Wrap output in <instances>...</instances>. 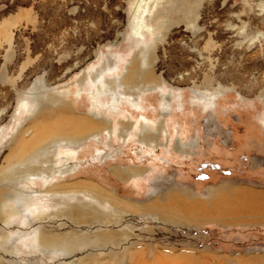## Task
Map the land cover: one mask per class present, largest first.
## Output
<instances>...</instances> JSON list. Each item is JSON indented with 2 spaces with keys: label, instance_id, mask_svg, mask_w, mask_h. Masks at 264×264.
<instances>
[{
  "label": "rangeland",
  "instance_id": "obj_1",
  "mask_svg": "<svg viewBox=\"0 0 264 264\" xmlns=\"http://www.w3.org/2000/svg\"><path fill=\"white\" fill-rule=\"evenodd\" d=\"M29 140L51 176L0 184V264H264V213L160 216L264 191V0H0V180Z\"/></svg>",
  "mask_w": 264,
  "mask_h": 264
},
{
  "label": "bare ground",
  "instance_id": "obj_2",
  "mask_svg": "<svg viewBox=\"0 0 264 264\" xmlns=\"http://www.w3.org/2000/svg\"><path fill=\"white\" fill-rule=\"evenodd\" d=\"M91 94L93 95L92 92ZM114 101L116 100L114 99ZM80 125L81 126L88 125L89 128L91 127L89 130H95L94 128L95 124L91 125L90 122L80 121L77 126L81 127ZM61 132L62 131H60V134H62ZM96 134L98 135V137ZM99 134L101 135L102 133L96 132L92 136L99 138L100 137ZM42 150H43L42 147H39L37 143H34L31 140H29L28 148L22 149V151H26V152L23 153L17 159V163L20 162V164H22L20 165L21 167H18L15 170L16 174H14L13 176H10L11 174L9 175L7 174L8 177L6 179L5 177L4 179L2 178V180H0V184L16 186V185H19L22 181L27 179L25 176H28L30 179L32 174H35L36 172L41 174L42 175L41 177L43 176L50 177L51 174L47 173L46 169H42L41 166L40 168L33 166L32 160L37 158L41 154ZM67 156L68 157L72 156L73 158L76 159L77 153L74 152L72 154H67ZM28 160L31 162H28L25 164V162ZM69 171H71V169H69ZM111 172L121 179H123L125 175H127L128 177L129 176L137 177V176L142 175V172L140 170H135L133 168L124 170L119 167H114L111 169ZM63 173H65V171ZM93 188L95 190L97 189L94 186ZM0 194H3L2 190H0ZM208 194H209V197L206 203H202L201 201L200 202L188 201L185 198H179L175 195L167 194L163 202L165 212L162 213L161 215L160 213H155V214H158L157 216L159 215L162 217L165 216V218H168V219H172V220L175 219L179 223L182 221V222H186L187 224L192 223V224L198 225L204 221L205 222L217 221L221 224L257 223L258 221L257 218H260L262 213H264V191H258V190L256 191L253 189L250 190L245 187L243 188L241 187H235V188L218 187L212 190H208ZM158 207L159 206L157 203L156 204L152 203L150 205L147 204L144 210L145 212L149 208L156 210V208ZM35 229L37 230V228ZM69 249H71V246L68 247V245H66L64 248L65 251Z\"/></svg>",
  "mask_w": 264,
  "mask_h": 264
},
{
  "label": "crops",
  "instance_id": "obj_3",
  "mask_svg": "<svg viewBox=\"0 0 264 264\" xmlns=\"http://www.w3.org/2000/svg\"><path fill=\"white\" fill-rule=\"evenodd\" d=\"M82 117V116H81ZM85 118H87V119H91V120H94L95 118L94 117H85ZM123 121V120H122ZM95 123V122H94ZM99 130V129H98ZM95 134V133H94ZM137 143V142H136ZM135 143V144H136ZM143 143V142H142ZM146 143H149V142H145V145H143V144H138L137 146H139V147H142L143 148V150L144 151H146V152H151V151H153L154 150V148H156V147H154V146H152V145H150V144H146ZM161 158V157H160ZM164 163H165V161H163ZM161 166H164V164L162 163L161 164ZM150 170H152V168L151 167H149V168H147V172L146 173H143L142 174V176H140V178L142 177V179H147V175L149 174V172H150ZM110 173H112V172H110ZM113 174V173H112ZM114 176H116L115 174H113ZM117 177V176H116ZM137 177H139V176H137ZM136 176H133V178H137ZM118 178V177H117ZM118 179H120V180H123L124 181V179H121V178H118ZM95 182V181H94Z\"/></svg>",
  "mask_w": 264,
  "mask_h": 264
}]
</instances>
